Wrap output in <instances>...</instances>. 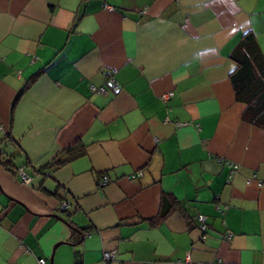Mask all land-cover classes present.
Segmentation results:
<instances>
[{
	"label": "crops",
	"instance_id": "0c3cea01",
	"mask_svg": "<svg viewBox=\"0 0 264 264\" xmlns=\"http://www.w3.org/2000/svg\"><path fill=\"white\" fill-rule=\"evenodd\" d=\"M247 32L264 0H0V264H264Z\"/></svg>",
	"mask_w": 264,
	"mask_h": 264
},
{
	"label": "trees",
	"instance_id": "16d2710c",
	"mask_svg": "<svg viewBox=\"0 0 264 264\" xmlns=\"http://www.w3.org/2000/svg\"><path fill=\"white\" fill-rule=\"evenodd\" d=\"M230 59L236 68L230 74L235 100L245 105L243 121L264 129V56L251 32L245 33L236 45ZM84 150L70 151L63 162L83 155ZM57 161L55 165H60ZM172 204H169V209ZM165 213L161 214L163 218Z\"/></svg>",
	"mask_w": 264,
	"mask_h": 264
},
{
	"label": "built area",
	"instance_id": "2783aa9c",
	"mask_svg": "<svg viewBox=\"0 0 264 264\" xmlns=\"http://www.w3.org/2000/svg\"><path fill=\"white\" fill-rule=\"evenodd\" d=\"M114 87V86H113ZM99 92H104V90L102 89V88H99V89H97ZM172 96V93H168V94H166V95H163L162 96V99L163 100H167V99H169L170 97ZM0 130H2V127L0 126ZM230 167H231V173H233L236 169H237V167L236 166H234V165H230ZM18 173L22 176V179H23V181L25 182V183H28L29 181H30V179L29 178H27V176H25L23 173H22V171L21 170H19L18 171ZM141 176V173H138V174H134V175H130V176H128L127 177V179H129V180H134V179H136V178H139ZM109 182V180H108V178L107 177H102L101 178V180L99 181V183H100V186H102V187H104V186H106L107 185V183ZM61 209L64 211V210H66L67 209V205H66V203H61ZM196 221H197V223L199 224V228H200V230H204L205 229V218L204 217H202V216H197L196 217ZM103 261H105V263H108V262H113L114 261V254L113 253H105L104 254V256H103ZM38 264H44L45 263V261L43 260V259H39L38 260V262H37Z\"/></svg>",
	"mask_w": 264,
	"mask_h": 264
},
{
	"label": "water",
	"instance_id": "95a60500",
	"mask_svg": "<svg viewBox=\"0 0 264 264\" xmlns=\"http://www.w3.org/2000/svg\"><path fill=\"white\" fill-rule=\"evenodd\" d=\"M66 205H67V209L64 210L63 212H67L68 211L69 205L67 203H66ZM49 261H50V264H53V256L50 257Z\"/></svg>",
	"mask_w": 264,
	"mask_h": 264
},
{
	"label": "bare ground",
	"instance_id": "6f19581e",
	"mask_svg": "<svg viewBox=\"0 0 264 264\" xmlns=\"http://www.w3.org/2000/svg\"><path fill=\"white\" fill-rule=\"evenodd\" d=\"M108 183H109V182H108ZM108 183H107V184H108ZM99 185H100V183H99Z\"/></svg>",
	"mask_w": 264,
	"mask_h": 264
}]
</instances>
